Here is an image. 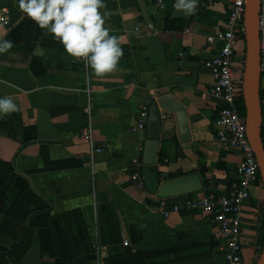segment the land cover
<instances>
[{
	"label": "crops",
	"instance_id": "obj_1",
	"mask_svg": "<svg viewBox=\"0 0 264 264\" xmlns=\"http://www.w3.org/2000/svg\"><path fill=\"white\" fill-rule=\"evenodd\" d=\"M145 2L154 29L138 0H104L105 26L124 37L123 56L118 71L97 78L20 12L18 0H0L11 21L8 31L0 25V38L13 42L0 54V97L19 108L0 115V264H227L214 225L194 210L165 216L157 195L162 183L192 174L204 191L227 192L238 178L240 151L219 138L223 103L205 66L219 46L207 34L226 27L228 0H196L197 12L178 19L183 30H167L165 9ZM167 3L173 11L175 0ZM245 53L240 39V80ZM167 94L187 110L186 142L176 114L161 109L157 141L147 125L136 129L142 105ZM262 106L264 127V99ZM90 121L102 152L82 137ZM136 156L144 187L129 175ZM263 204L259 176L243 209L244 264L257 260Z\"/></svg>",
	"mask_w": 264,
	"mask_h": 264
},
{
	"label": "built area",
	"instance_id": "obj_2",
	"mask_svg": "<svg viewBox=\"0 0 264 264\" xmlns=\"http://www.w3.org/2000/svg\"><path fill=\"white\" fill-rule=\"evenodd\" d=\"M158 9H166L167 0H155ZM246 0H228V17L226 27L207 34L210 45L218 44L217 52L205 62L212 72L214 82L211 94L223 105L220 108L216 124L220 127L219 138L227 148L240 151L237 167V180L227 192L201 190L189 194L169 197H157V203L165 216L182 210H194L210 224L215 226V237L222 242L227 264H244L243 245L241 241V223L245 202L250 198L251 185L259 178V166L247 135L245 117L238 107V98L242 93V82L235 78L233 57L241 35L245 33ZM0 25L5 31L11 26L9 8L0 9ZM1 36V34H0ZM259 49L261 85L264 88V0H260L259 9ZM89 112V108H88ZM149 117V106L142 105L137 116L136 129L144 132ZM94 129L91 121L84 127L82 137L94 152H102L93 139ZM142 162L134 157L130 166V178L140 187H144Z\"/></svg>",
	"mask_w": 264,
	"mask_h": 264
},
{
	"label": "clouds",
	"instance_id": "obj_3",
	"mask_svg": "<svg viewBox=\"0 0 264 264\" xmlns=\"http://www.w3.org/2000/svg\"><path fill=\"white\" fill-rule=\"evenodd\" d=\"M104 0H18L20 12L38 28L46 30L63 45L64 51L81 60L97 78L119 70L123 56V36L112 35L106 27L110 16ZM173 7L185 16L194 15L196 0H175ZM13 48V42L0 38V54ZM19 111L11 96L0 97V115Z\"/></svg>",
	"mask_w": 264,
	"mask_h": 264
},
{
	"label": "water",
	"instance_id": "obj_4",
	"mask_svg": "<svg viewBox=\"0 0 264 264\" xmlns=\"http://www.w3.org/2000/svg\"><path fill=\"white\" fill-rule=\"evenodd\" d=\"M143 18L151 29H154V22L149 14L145 0H138ZM259 9L260 0H246L245 5V42L246 53L243 69L242 93L245 107V121L247 135L254 150L259 173L264 184V140L262 137L263 128V106L261 101V71H260V49H259ZM173 19H187L183 11H172ZM176 114L180 131V138L183 142L189 140V125L186 108L172 95H163L153 101L149 108L147 124L148 137L154 141L160 138L161 114L160 110ZM154 187V190H156ZM203 189V183L199 175L192 174L177 179H172L161 184L158 196L169 197L180 194H189ZM256 264H264V248Z\"/></svg>",
	"mask_w": 264,
	"mask_h": 264
},
{
	"label": "trees",
	"instance_id": "obj_5",
	"mask_svg": "<svg viewBox=\"0 0 264 264\" xmlns=\"http://www.w3.org/2000/svg\"><path fill=\"white\" fill-rule=\"evenodd\" d=\"M196 12H197V9H196ZM171 15H172V8H169V9L166 8L163 13L164 20H165V28L167 30H183L184 29L183 21L178 20V19H173ZM241 39L245 40V34L241 35ZM263 99H264V88L262 86L261 87V101H263ZM238 107L240 109L241 115L245 117V107H244L242 96L238 98ZM262 137L264 140V127L262 128ZM204 170H205V167L203 166L202 171ZM259 176H260V173H259ZM205 183L207 186V181ZM257 231H258V237L256 241V252H257V260H258L264 248V204L262 205L261 219H260V224L257 228ZM257 260H256V263H257Z\"/></svg>",
	"mask_w": 264,
	"mask_h": 264
}]
</instances>
